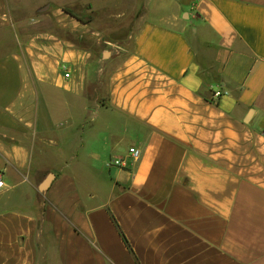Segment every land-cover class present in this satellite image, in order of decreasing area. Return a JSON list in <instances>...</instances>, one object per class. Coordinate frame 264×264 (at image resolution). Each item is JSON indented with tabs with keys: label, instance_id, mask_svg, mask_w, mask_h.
<instances>
[{
	"label": "crops",
	"instance_id": "obj_1",
	"mask_svg": "<svg viewBox=\"0 0 264 264\" xmlns=\"http://www.w3.org/2000/svg\"><path fill=\"white\" fill-rule=\"evenodd\" d=\"M96 1L0 0V264H264V0Z\"/></svg>",
	"mask_w": 264,
	"mask_h": 264
},
{
	"label": "rangeland",
	"instance_id": "obj_2",
	"mask_svg": "<svg viewBox=\"0 0 264 264\" xmlns=\"http://www.w3.org/2000/svg\"><path fill=\"white\" fill-rule=\"evenodd\" d=\"M98 5V8L101 9L100 11H97V13H81L80 11L77 12L80 15L83 16H90V19H94L97 17V21L100 24V27H107L110 28L109 32L101 33L99 36V39H94L91 41H88L87 43H82L85 45H90L94 47H99L101 49L106 50H114L118 45L125 46L128 44V37L131 34V27L130 25L133 23L132 21V15L124 16L123 19H112L109 15L103 13L104 12V0H97L96 1ZM49 10L38 12L36 14H18L20 18H26L31 17L32 20H38L43 19L47 14ZM109 16V17H108ZM96 40V41H95Z\"/></svg>",
	"mask_w": 264,
	"mask_h": 264
},
{
	"label": "built area",
	"instance_id": "obj_3",
	"mask_svg": "<svg viewBox=\"0 0 264 264\" xmlns=\"http://www.w3.org/2000/svg\"><path fill=\"white\" fill-rule=\"evenodd\" d=\"M62 70L65 72V76L69 77V66L67 64H62L61 65ZM224 94L223 91L218 90L213 93V98L214 100H217ZM129 157L132 158L133 160H139L142 156V149L137 147V146H131L128 150ZM109 166H120V167H125L126 166V158L122 156H115L109 161ZM6 188L5 182L0 176V195L4 192Z\"/></svg>",
	"mask_w": 264,
	"mask_h": 264
},
{
	"label": "water",
	"instance_id": "obj_4",
	"mask_svg": "<svg viewBox=\"0 0 264 264\" xmlns=\"http://www.w3.org/2000/svg\"><path fill=\"white\" fill-rule=\"evenodd\" d=\"M54 178H55L54 173L48 174V176L45 178V180L40 185V191L46 192L47 189L51 186Z\"/></svg>",
	"mask_w": 264,
	"mask_h": 264
},
{
	"label": "trees",
	"instance_id": "obj_5",
	"mask_svg": "<svg viewBox=\"0 0 264 264\" xmlns=\"http://www.w3.org/2000/svg\"><path fill=\"white\" fill-rule=\"evenodd\" d=\"M71 15H73V16H75V14H73V13H71V12H69Z\"/></svg>",
	"mask_w": 264,
	"mask_h": 264
}]
</instances>
